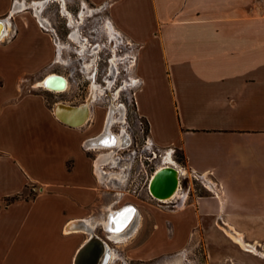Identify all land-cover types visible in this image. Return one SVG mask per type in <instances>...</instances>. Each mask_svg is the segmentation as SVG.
Here are the masks:
<instances>
[{
  "label": "crops",
  "instance_id": "obj_1",
  "mask_svg": "<svg viewBox=\"0 0 264 264\" xmlns=\"http://www.w3.org/2000/svg\"><path fill=\"white\" fill-rule=\"evenodd\" d=\"M87 1L136 48V112L156 147L182 153L179 169L211 174L222 194L188 177L163 203L123 193L120 173L101 176L95 161L110 153L90 155L92 114L72 127L55 108L73 102L40 89L62 75L56 39L34 5L0 0V264H75L94 234L123 264L182 262L201 240L214 262L264 264V0ZM127 206L139 223L117 240Z\"/></svg>",
  "mask_w": 264,
  "mask_h": 264
},
{
  "label": "rangeland",
  "instance_id": "obj_2",
  "mask_svg": "<svg viewBox=\"0 0 264 264\" xmlns=\"http://www.w3.org/2000/svg\"><path fill=\"white\" fill-rule=\"evenodd\" d=\"M38 1L42 0H22V2H26V4L31 3V5H34L33 3H38ZM66 8L72 14L76 25L78 27L80 26L81 37L84 39V42L87 43L86 50L82 49L79 43L71 39L75 25L72 26L70 24L69 16L63 12L60 0L48 2L42 15L44 18H47L56 29L63 45V48H61L62 50L59 52V56L56 57V63L58 64L56 68L62 72V76L70 75L71 77V85H69L67 91L58 93L48 92L56 100H71L73 106H85L84 108H88L92 113V121L88 126L93 125L97 127V130H100L99 133L93 137H97L101 133L106 124L105 120L107 119L109 122L111 117L113 120L111 128L116 134H122L123 131H125L127 136L130 135L132 140L124 147L120 148L117 147V145H113L101 149H93L90 155L95 158L98 154H96V152H100L99 155H102L114 151V160L111 161V163L113 166L117 165V167L114 166L115 168H111L108 166L105 170L108 172L115 171L116 173H120L122 182L121 189L123 193L138 198H144L148 188L149 176L154 173L155 165L159 157L152 162L146 159L148 156H152L151 152L144 148L145 138L148 135L147 124L139 118L136 112V105L134 100L130 97L131 90L129 92V85L126 86L128 89L127 91L122 92L119 90L121 89L120 85L123 84V81L128 83L129 77H133L132 60L130 57L132 55L130 50L133 49V47H131L130 41H127L116 28H112L109 24V14L105 7L93 6L87 0H66ZM82 11L85 12L83 19H81ZM113 59L116 60V65L114 67V73L112 74ZM118 71L119 74H117ZM93 77H95L94 79L98 85L105 88L103 93H100L99 89H95L98 97L93 93ZM110 79L112 81V86L108 91L106 88L108 87V80ZM124 86L122 87L123 90ZM93 95L96 98L93 97ZM112 105L115 107L118 106L119 108L123 105V115L120 111L112 115ZM122 118L125 122H123L124 120L121 121ZM140 120L144 122V124L141 125L143 128L138 127ZM131 141L132 145L128 148ZM120 155L122 158L118 161L116 157ZM181 156L182 153L177 151L175 160L180 162ZM97 159L99 160V158ZM97 161H95V165ZM161 166H159V168ZM196 184L195 186H197ZM184 186L186 188L188 183L185 182ZM198 187L202 188L200 185H198ZM202 190L205 189L202 188ZM158 205L164 206L161 205V203H158ZM176 256L177 255H173L146 263L128 261L127 264H224L223 259L214 262L209 257L204 240L193 244L185 252L182 262L177 260L179 258H176ZM120 258H122V256H119L118 261L112 264H123V260H120Z\"/></svg>",
  "mask_w": 264,
  "mask_h": 264
},
{
  "label": "bare ground",
  "instance_id": "obj_3",
  "mask_svg": "<svg viewBox=\"0 0 264 264\" xmlns=\"http://www.w3.org/2000/svg\"><path fill=\"white\" fill-rule=\"evenodd\" d=\"M49 1V0H48ZM48 1L47 2H45V1H39L38 3H34V8H36L37 7V13H38V16L40 17V20H43V19H47V18H44L43 16H41L40 15V13L41 12H43V10L46 8V6H47V3H48ZM60 2L62 3V7H63V12L64 13H66L68 16H69V19H70V24L73 26L74 24H75V21H74V18L72 17V15H71V13L68 11V9L66 8V0H60ZM26 4V3H25ZM23 6V5H22ZM26 6H27V4H26ZM24 7V6H23ZM20 8V7H19ZM84 15H85V12L83 11L82 12V14H81V19H83L84 18ZM13 16V14L11 15V17ZM49 21V20H48ZM108 22H110V20L108 19ZM51 24V23H50ZM69 24V25H70ZM110 25L112 24L111 22L109 23ZM45 25V24H44ZM68 25V26H69ZM46 26V25H45ZM51 27H48L49 28V32L50 33H52L53 34V36H54V38H55V36H56V42H57V44H58V46H59V50L61 51L62 49L61 48H63V45H62V41H61V39H60V36H59V34L57 33V31H56V29L53 27L52 28V24L50 25ZM112 26V25H111ZM47 27V26H46ZM70 27V26H69ZM80 27V26H79ZM79 27L77 26L75 29H74V33L71 35V39L73 40V41H76L77 43H79L80 44V46L82 47V49H84V50H86V44L87 43H85L84 42V39L81 37V34H80V29H79ZM70 28H72V27H70ZM112 28H114L113 26H112ZM115 41V40H114ZM59 51V52H60ZM96 53V52H95ZM95 60V59H94ZM58 62V61H57ZM112 65H113V69H114V67H115V65H116V60L115 59H113L112 60ZM88 67V66H87ZM114 73V70H113V72H112V74ZM95 77H93V79H94ZM41 85H43L45 88H47V89H51L52 91L53 90H55V91H53V92H65V91H67L68 90V87H69V80H68V78L67 77H65V76H62V75H58V74H52V75H50V76H48V77H46V78H44V81L43 82H41ZM93 93L94 94H96L95 96L96 97H98V94L95 92V89H99V92L100 93H103L104 92V89L105 88H103V86H100V85H98L97 84V82L95 81V79H94V81H93ZM111 86H112V81H111V79L110 80H108V87L106 88V90H108L109 91V89L111 88ZM92 93V94H93ZM107 93V92H106ZM94 95H93V97H95ZM95 97V98H96ZM58 113H59V116L63 119V120H65L66 122H68V123H70V124H73V125H75V126H77V127H82V126H84V123H88V118H89V116H90V111H89V109L88 108H84L85 106H73V105H67V104H58ZM122 107H123V105L121 106V108H119L118 106L117 107H115V106H113L112 105V107H111V114L113 115L114 113H117L118 111H120L121 112V114L123 113V110H122ZM83 108V109H82ZM70 113V114H69ZM92 114V113H91ZM125 114V113H124ZM115 115V114H114ZM123 115V114H122ZM107 118V117H106ZM112 118V117H111ZM110 118V121L108 122V120L106 119L105 120V126L103 127V131L101 132V135H100V138L98 139V140H95V141H93V142H91L90 143V145L91 146H94L95 148H97V149H101V148H103V147H108V146H116L117 145V147H120V148H122V147H124L125 145H124V142L126 141V139H127V137H129L128 138V140L127 141H129L130 142V140H132L131 139V137H130V135H126V132L125 131H123V133L122 134H116L114 131H113V129L111 128V123H112V119ZM79 119V120H78ZM91 119V118H90ZM114 119V118H113ZM124 119L122 118V120L121 121H123ZM123 122H125V120L123 121ZM115 123V122H114ZM131 144H132V141H131ZM131 144H130V146H131ZM130 146H128V148L130 147ZM119 148V149H120ZM89 149V151L90 150H93V149H90V148H88ZM108 149V148H107ZM112 149H113V147H112ZM121 150V149H120ZM124 150V149H123ZM114 155V151L112 152V153H110L109 154V157H110V159L108 158V157H106V155H103L104 157L103 158H101L99 161H97L96 162V165H97V167H96V165H95V167H96V170L98 171V173H100L101 174V176H103V173H106L107 174V171L105 170L106 169V167H111V168H115V167H117V165H114L113 166V164L111 163V166H110V164L108 163L107 165H106V163L108 162V161H110V160H112V156ZM114 157V156H113ZM117 159H118V157H116ZM119 161V160H118ZM117 161V162H118ZM165 162H166V164L165 165H162L159 169L157 168V170H156V172H154L151 176H150V178H149V182H148V188H147V192L149 193V195L150 196H152L154 199H156V200H158V201H161V202H167L169 199H162V198H159V197H154L151 193H150V188H151V184H152V182H153V180H154V178H155V176H156V174L159 172V171H161V170H163V169H165V168H169V167H172V165L171 164H174L175 162H174V159H173V157H172V155L170 154V153H168L167 155H166V157H165ZM175 176H176V178L178 179V189H177V192H175L174 194V196L173 197H171L170 199H173V198H175L176 196H177V194H179V183H180V181H179V172L178 171H176L175 172ZM125 212H128V213H125ZM120 218V219H124L125 220V224H123V226L122 227H120V229L119 230H115L116 231V235H115V238L117 239V240H122L123 239V236L125 235V231H123V229L125 228V227H127L130 223H131V221H132V219L133 218H135L136 219V226L134 227L135 229H136V227H137V224L139 223L138 221H139V213H138V211L136 210V209H134V207L133 206H127L125 209H123V210H121V212L119 213V215L117 216V217H115V218ZM106 225H108V223H106ZM110 227H111V224H110ZM109 227V228H110ZM134 232V231H133ZM132 232V233H133ZM93 237H95V236H93ZM96 238V237H95ZM104 246H105V253H104V256H103V258H102V261H101V263L100 264H110V263H112V262H114L116 259H118V255H117V253L116 252H113L112 251V248H110L109 247V245L107 244V242H105L104 243Z\"/></svg>",
  "mask_w": 264,
  "mask_h": 264
},
{
  "label": "built area",
  "instance_id": "obj_4",
  "mask_svg": "<svg viewBox=\"0 0 264 264\" xmlns=\"http://www.w3.org/2000/svg\"><path fill=\"white\" fill-rule=\"evenodd\" d=\"M15 1H17V0H14V2ZM43 30L48 32L49 28L43 26ZM125 39H126V37H125ZM130 45H131V47H133V49L130 50V53H132V55L130 57H131V60H132V63L131 64H132V67H133V77H129L128 83H126V81H123V84L120 85L121 89H119V88L118 89L120 91H122V92L123 91H127L128 89L126 88V86L129 85L128 86L129 87V92L131 90V92H130V95L131 96L130 97H131L132 100H134V103L136 105V93H137L138 89L140 88V86L142 84V80H141V78H139L138 76H136L135 73H134V69H135L136 63H137V51H136L135 46L132 45V43H130ZM56 48H57L56 54L58 55V53H59L60 50H59V47H58V44L57 43H56ZM117 74H119V71H118ZM64 76H66L68 78L69 85H71V77H70V75H64ZM125 83H126V85H125ZM123 86H124V90L122 88ZM40 88L52 92V90L45 88L43 85H41ZM139 118L142 119L140 116H139ZM142 120L139 121V125H138L139 128H143V127H141V125L144 124V122H143L144 120L143 121ZM147 131H148V125H147ZM144 148L146 150L150 151L151 152V155H152V156H148L147 158L145 157L148 161H151L152 162L153 160H156L159 157L158 162L155 165V171H156V169L159 166L166 164L165 157H166V155L168 153H170L172 155V157H173V159H174V161H175L176 164H171V165L173 167L177 168V170L179 172V181H180V183H179V193L181 194L180 196H183L184 193L189 188L188 186L186 188L184 186V183L186 182V179H189V178L192 181V183L199 184L203 189H205L206 191H208L209 193H211V194H213L215 196L222 194L221 186L214 180V178L212 177L211 174H203V173H198V172H191V174H189L186 170L179 169V167H178L179 166V163H177V161L175 160V154L177 152L176 149H174V148L160 149V148L156 147V145L154 144L153 140L150 138L149 135H147V137L145 138ZM121 158H122L121 155L118 156V160H121ZM159 202H161V201H159Z\"/></svg>",
  "mask_w": 264,
  "mask_h": 264
},
{
  "label": "water",
  "instance_id": "obj_5",
  "mask_svg": "<svg viewBox=\"0 0 264 264\" xmlns=\"http://www.w3.org/2000/svg\"><path fill=\"white\" fill-rule=\"evenodd\" d=\"M7 25V19H0V38L6 32ZM58 108L59 107L57 105L55 108V113L58 118L62 122L72 127H77L63 120L59 116ZM176 171H178L177 168L173 166L159 171L151 184L150 193L154 197L170 200V198L175 195L174 193L177 192L178 189V179L175 176ZM105 242L107 241L96 234L92 235L88 242L79 250L75 258V264H100L105 253Z\"/></svg>",
  "mask_w": 264,
  "mask_h": 264
},
{
  "label": "flooded vegetation",
  "instance_id": "obj_6",
  "mask_svg": "<svg viewBox=\"0 0 264 264\" xmlns=\"http://www.w3.org/2000/svg\"><path fill=\"white\" fill-rule=\"evenodd\" d=\"M42 1H43V0H42ZM47 1H48V0H45V2H47ZM51 1H52V0H49L48 2H51ZM38 2H39V1H38ZM36 9H37V7H36ZM82 12H83V11H82ZM81 14H82V13H81ZM40 15L43 16V15H42V12L40 13ZM71 15H72V14H71ZM72 17H73V16H72ZM41 21H42V23H44L47 27H51V26H50V25H51V24H50V21H48V19H43V20H41ZM74 25H75V26H74ZM74 25H73V26L76 28V27H77L76 22H75ZM52 28H53V26H52ZM75 28H74V29H75ZM114 69H115V68H114ZM114 69L112 68L111 71L113 72ZM68 105H69V104H68Z\"/></svg>",
  "mask_w": 264,
  "mask_h": 264
},
{
  "label": "trees",
  "instance_id": "obj_7",
  "mask_svg": "<svg viewBox=\"0 0 264 264\" xmlns=\"http://www.w3.org/2000/svg\"><path fill=\"white\" fill-rule=\"evenodd\" d=\"M181 159L179 160L180 162L183 161V155L180 157ZM17 198H12V199H8V202H12V201H15Z\"/></svg>",
  "mask_w": 264,
  "mask_h": 264
}]
</instances>
